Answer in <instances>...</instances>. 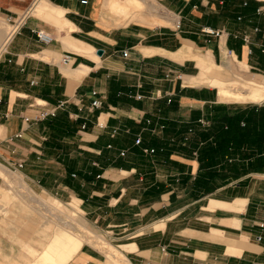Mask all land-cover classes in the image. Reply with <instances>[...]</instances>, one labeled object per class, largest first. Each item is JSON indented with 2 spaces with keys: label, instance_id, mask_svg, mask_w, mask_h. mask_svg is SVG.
Here are the masks:
<instances>
[{
  "label": "crops",
  "instance_id": "obj_1",
  "mask_svg": "<svg viewBox=\"0 0 264 264\" xmlns=\"http://www.w3.org/2000/svg\"><path fill=\"white\" fill-rule=\"evenodd\" d=\"M263 1L0 0V160L15 170L0 162V264H264V200L245 191L264 160L226 156L202 192L198 148L181 149L218 102L254 103L221 101L227 80L264 89L249 71L264 72ZM60 101L71 135L24 121Z\"/></svg>",
  "mask_w": 264,
  "mask_h": 264
},
{
  "label": "trees",
  "instance_id": "obj_2",
  "mask_svg": "<svg viewBox=\"0 0 264 264\" xmlns=\"http://www.w3.org/2000/svg\"><path fill=\"white\" fill-rule=\"evenodd\" d=\"M231 109L225 105L215 106L214 115L211 117L213 123L202 129L198 136L195 130L196 140L193 139L187 145L181 146L183 152L198 148L197 159L204 172L198 181L197 189L202 192L211 191L208 181L215 177L213 169L227 166L226 156L239 157L241 160L257 156L260 160L258 163L264 160V157H261L264 156V107L248 106L244 109L236 107L234 111ZM58 115L59 113L43 120L50 125L53 136L59 133L67 135L74 133L76 124L71 123L64 115L61 119ZM242 118L248 121L245 128L241 126ZM199 142L202 144L199 145Z\"/></svg>",
  "mask_w": 264,
  "mask_h": 264
},
{
  "label": "rangeland",
  "instance_id": "obj_3",
  "mask_svg": "<svg viewBox=\"0 0 264 264\" xmlns=\"http://www.w3.org/2000/svg\"><path fill=\"white\" fill-rule=\"evenodd\" d=\"M263 3V6H264V1L262 2ZM114 18H115V20H114V22H113V24L115 23V22H117V21H119V20H121V17L120 16H115L114 15ZM117 18V19H116ZM5 20V19H4ZM5 22H7V23H10V24H13V21H11V22H8L7 20H5ZM227 52V51H226ZM230 52H228V54H229ZM223 58H224V56H223ZM223 58H222V60H223ZM249 71L250 72H254V73H258V74H261V75H263L264 76V72H262V71H260V70H257V69H255V68H251V69H249ZM217 104H220V105H225V106H227V107H229L232 111H234L235 109H236V107H238V108H241V109H244V108H246V107H248V106H257V107H264V102H262V103H236V102H218ZM211 115H214V112H211ZM241 121L245 124V126L244 125H242L241 124V126H243L244 128L245 127H247L248 126V121L245 119V118H242L241 119ZM197 129H196V134H197V136H198V133L202 130V129H200L199 127H196ZM210 132V131H209ZM70 149L72 148V147H69ZM243 152H245V149L243 150ZM249 152V151H248ZM185 154H188V153H185ZM122 157H124V156H122ZM74 157L73 156H71L70 158H68L67 157V159H70V160H72ZM86 159L87 158H82V164H84L85 163V161H86ZM0 162L1 163H3L5 166H7L11 171H15L13 168H11L9 165H7L6 163H4V162H2L1 160H0ZM243 163H245V162H243ZM254 164H258V160H255L254 161ZM226 165H224V167H225ZM222 167V166H221ZM24 176V178H25V181H28V183H30L31 185H32V182H30L31 180L30 179H28L27 177H25V175H23ZM260 177L258 176V175H256L255 177H253V178H251V181H250V183L246 186V189H245V191L247 192V193H249V192H252L253 194H255L258 198H260V199H262V200H264V184H259V183H257V182H259L260 181V179H259ZM29 184V185H30ZM1 185H4V182H3V179L0 177V186ZM30 185V186H31ZM5 186V185H4ZM9 187V186H8ZM14 189H15V185H14V187H13ZM11 190H13V189H11ZM34 190L37 192V193H42L40 190H36L35 188H34ZM25 203H27L28 205H30L31 207H34V209L36 210V211H38L39 213L38 214H40L41 212H45V210H44V208H43V206H40L39 204H37V203H35V202H33L27 195L26 196H23V198H21ZM63 204L64 205H66V206H69L68 205V203L67 202H63ZM59 206V205H58ZM51 210V209H50ZM53 213V214H52ZM51 213V215L53 216V217H59V214H57V213H54V212H52ZM31 217L34 219V221L35 222H38L39 223V221H41L42 219L38 216V215H31ZM82 217H83V219L85 220V221H87V223H88V225H89V227L91 228V229H93V231H95V232H97V233H99V234H101L107 241H109L110 242V240H109V238L107 237V235H106V233L104 232V231H101V230H99L98 228H96L94 225L92 226L91 225V223L85 218V216H84V214L82 213ZM56 218V219H57ZM66 221H64L63 220V223H70V221L69 220H67V219H65ZM72 226H73V224H72ZM74 227V226H73ZM34 235L36 236V234L34 233ZM112 245H113V242H110ZM113 246H115V245H113ZM94 247H96V248H99V247H97V246H94ZM116 248H118L117 246H115ZM99 249H101L102 251H104L102 248H99ZM108 250V249H107ZM104 253L106 254V256H107V253L104 251ZM113 262H115V263H118V264H122V262L121 261H113Z\"/></svg>",
  "mask_w": 264,
  "mask_h": 264
},
{
  "label": "built area",
  "instance_id": "obj_4",
  "mask_svg": "<svg viewBox=\"0 0 264 264\" xmlns=\"http://www.w3.org/2000/svg\"><path fill=\"white\" fill-rule=\"evenodd\" d=\"M201 32L205 33L207 35H212V36H228L229 32L223 30V29H214V28H210V27H203L201 28ZM36 36L39 40L43 41V42H50L51 41V37L49 36L48 33H46L44 30H37L35 31ZM235 37H237V35L233 34ZM242 40L244 43L248 44L250 42V37L248 34H243L242 36ZM262 51L264 52V48L262 49ZM250 53V51H249ZM128 54L127 50H123L122 51V55L124 57H126ZM69 55L66 54L63 57V62H68L69 61ZM169 100V99H168ZM0 104H1V98H0ZM101 104V102L99 100L94 99L91 103L92 107H98ZM64 106V102L60 101L58 102L55 106L51 107V108H42L41 110H39L35 115L33 116H25L23 119L25 122H39L42 121L46 118L49 117H54L57 112L59 111V109H61ZM148 122V120H147ZM199 122L202 124V126H208L209 122L203 119H199ZM242 125H244V123H242ZM85 128V123H83L81 125V129ZM116 129L112 130V134H115ZM141 143V136L137 135L135 137L134 140V144L139 145ZM143 152L145 153H153L155 150L153 148H143L142 149ZM121 155L124 154V151L120 152ZM74 175V174H73ZM259 238V237H258Z\"/></svg>",
  "mask_w": 264,
  "mask_h": 264
},
{
  "label": "bare ground",
  "instance_id": "obj_5",
  "mask_svg": "<svg viewBox=\"0 0 264 264\" xmlns=\"http://www.w3.org/2000/svg\"><path fill=\"white\" fill-rule=\"evenodd\" d=\"M227 85H229L227 89L220 91L221 101L241 100L252 101L254 103L264 102V89L260 86L235 79L227 80ZM45 260L46 262L44 261V264H50L47 258Z\"/></svg>",
  "mask_w": 264,
  "mask_h": 264
},
{
  "label": "water",
  "instance_id": "obj_6",
  "mask_svg": "<svg viewBox=\"0 0 264 264\" xmlns=\"http://www.w3.org/2000/svg\"><path fill=\"white\" fill-rule=\"evenodd\" d=\"M102 53H103V50H101V49H98V50H97V54H98V55H101Z\"/></svg>",
  "mask_w": 264,
  "mask_h": 264
}]
</instances>
